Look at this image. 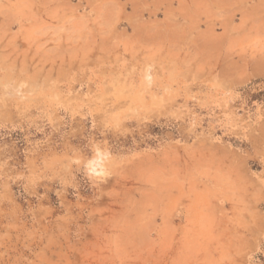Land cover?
Returning <instances> with one entry per match:
<instances>
[{
    "label": "rangeland",
    "instance_id": "rangeland-1",
    "mask_svg": "<svg viewBox=\"0 0 264 264\" xmlns=\"http://www.w3.org/2000/svg\"><path fill=\"white\" fill-rule=\"evenodd\" d=\"M0 264H264V0H0Z\"/></svg>",
    "mask_w": 264,
    "mask_h": 264
}]
</instances>
